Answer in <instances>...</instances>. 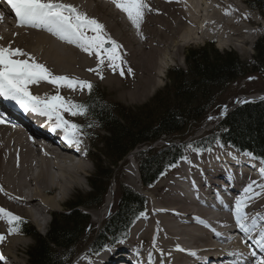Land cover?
Masks as SVG:
<instances>
[{"label":"bare ground","instance_id":"obj_1","mask_svg":"<svg viewBox=\"0 0 264 264\" xmlns=\"http://www.w3.org/2000/svg\"><path fill=\"white\" fill-rule=\"evenodd\" d=\"M58 2L71 4L79 12L104 24L108 35L121 46L117 51L127 62L124 76L120 75L119 69L113 71L107 59L104 65H99L100 57L94 52H85L79 46L61 40L46 28L18 26L17 18L6 0H0V13H3V19L0 20V37L3 39H0V45L22 49L36 62L45 65L53 76L92 82L102 74L103 83L129 102L142 101L157 87L160 73L170 64L164 60V56L177 61L174 55L197 38H226L234 44V37L249 32L248 24L252 20L251 14L242 8L238 0H144L150 10L145 9L140 29H137L112 0ZM225 17L229 20H225ZM250 32L254 34L252 30ZM246 41L243 39V43ZM101 55L106 56L103 52ZM128 67H131V73L127 72ZM29 90L42 98H50L54 91L67 98L80 96L83 91L79 87L74 90L67 86H55L47 80L29 85ZM31 114L51 131V122L47 117ZM62 115L64 119L75 122L74 117L67 112ZM51 134L54 137L56 134L64 135L60 130ZM82 139L79 151L75 145L68 144L69 151L78 157L76 162L68 157L57 156L67 164L65 166L60 161L49 159L48 155H54L52 152L40 155L33 146L29 147L15 134L8 135L5 128H0V208L13 214L35 217V222L37 218L59 210L69 194L83 187L84 178L90 170L87 161L93 157L90 146L94 141ZM220 153L214 151L189 157L184 168L163 179L149 195L146 213L135 224L130 241L123 248L136 257L137 264H200L202 260L210 264L207 259L215 260L216 253L229 256L223 247L227 244L234 251L230 256L249 258L247 262L236 264H254L256 259L263 256L260 252L255 256L250 255L253 243L258 242L264 232V177L247 171L245 165L238 171L225 170L222 163L227 165V162ZM128 177L131 182L135 180L134 175ZM249 185H252L254 192H245ZM114 195L115 187L110 190L103 211L112 205ZM214 199L220 205L213 212L211 207ZM237 200L247 203L242 211L247 214V224L256 222L254 235L252 231L246 233L241 230L237 223ZM5 218L7 216L0 214V235L4 236L7 245L0 264H22L19 250L20 245L27 242V237L23 232L10 230ZM226 229L248 238L243 242L237 235L226 239L220 233ZM192 252L196 255L193 256ZM79 261L85 262L86 259L81 257ZM114 262L111 259V263Z\"/></svg>","mask_w":264,"mask_h":264},{"label":"trees","instance_id":"obj_2","mask_svg":"<svg viewBox=\"0 0 264 264\" xmlns=\"http://www.w3.org/2000/svg\"><path fill=\"white\" fill-rule=\"evenodd\" d=\"M253 2L264 16V0ZM185 58L186 69L170 70L168 85L149 104L136 109L112 108L96 95L84 103L90 106L89 112L107 132L101 142L100 155L96 157V173L90 178L92 191L76 195V200L68 203L70 212L55 214L45 237L33 227L29 228L36 243L28 250V264H62L87 223L88 215L80 207L102 201L114 167L137 146L161 137L172 141L188 135L233 82L254 74L264 79V36L257 40L251 60H242L234 51L220 52L213 44L190 48ZM216 139L251 150L264 161V100L237 107L199 142L209 145ZM179 149L169 146L160 152L142 154L140 169L144 181L156 178ZM142 205V197L130 189H122L120 209L108 227L122 226ZM58 248L63 249L65 256H60Z\"/></svg>","mask_w":264,"mask_h":264},{"label":"snow or ice","instance_id":"obj_3","mask_svg":"<svg viewBox=\"0 0 264 264\" xmlns=\"http://www.w3.org/2000/svg\"><path fill=\"white\" fill-rule=\"evenodd\" d=\"M11 10L17 18L18 26L46 28L47 31L58 36L61 40L75 44L85 52L92 54L93 52L100 57L99 65H104L105 60L109 61V67L113 71L119 69L121 76L125 75L124 65L127 63L118 53L121 47L110 35L105 31L104 24L95 18H90L86 13H81L71 4L58 2V0H6ZM115 6L125 12L133 25L140 29L143 21L145 9L150 10L149 5L144 0H112ZM3 19V13H0V20ZM91 33V34H89ZM3 39V37H0ZM110 45V47H106ZM101 52L106 56H102ZM29 57L28 59H20L19 57ZM119 61V62H118ZM93 71V69H89ZM127 72L131 73V67L127 68ZM103 79V75L100 74ZM253 79V77H249ZM41 80H47L54 85L67 86L69 88L79 87L81 90L87 88L91 94L93 84L89 81H79L71 79L67 76H53L45 65L38 63L30 54L24 52L20 48H12L11 45L5 47L0 45V97L13 101L24 112H32L49 119L50 130L63 132L64 140L70 145H75L76 150H80L85 135H92L86 132L85 128H92L96 125H81L74 121L64 119L62 113L67 112L72 116H87L90 106L84 103H76L67 100L65 97L57 94L50 98L33 95L29 90V85L35 84ZM251 101H237V103H249ZM227 114V105L224 106L221 115ZM209 120L216 119L210 116ZM6 117L0 115V124L6 123ZM86 154V153H85ZM245 155H253L245 153ZM260 173L264 175V167L260 168ZM246 193L254 192L252 185L245 189ZM251 197H249L250 199ZM242 207H247L246 201L237 200L235 203L236 220L241 230L251 232L255 230L256 222L251 225L247 224V214L242 211ZM0 214L9 218V223L22 222V218L3 208H0ZM4 239L0 235V241ZM119 240L116 243H123ZM260 243L264 245V232L261 233ZM106 250L112 251L111 248L105 246ZM193 256L195 252L191 253ZM256 253L253 252V256ZM0 254V259H2ZM254 264H264V256H260L254 261Z\"/></svg>","mask_w":264,"mask_h":264},{"label":"rangeland","instance_id":"obj_4","mask_svg":"<svg viewBox=\"0 0 264 264\" xmlns=\"http://www.w3.org/2000/svg\"><path fill=\"white\" fill-rule=\"evenodd\" d=\"M238 1L240 2L242 8L245 11L247 10L248 13L251 14L252 20H251V23L248 24L249 25L248 28L250 29L249 32L243 33V35L240 37H234L233 38L234 44L227 41L226 38L204 39V40L197 38V40H193L192 42H190L189 44L184 46L182 48L181 52H177V54L175 53L176 55H174V56H175L177 61H175V62L172 61L169 58L170 56H168V57L164 56V60L169 61L170 64L164 70V72L162 71V73H160L161 75H160V77H158L157 87L154 88L151 93H149L150 94L149 96H146L145 98H143L142 101H139V102L126 101L125 99L120 98L116 92L112 91L111 88L107 87L104 83L99 84L100 92L105 96V99L109 102V104L113 105L114 108L125 107V108L136 109V108L141 107L145 104H149V103H151L152 98L158 92H160L164 87H166V85H168V83H169L168 72L171 69H174V68L186 69L187 63H186L185 57H186L187 50L190 48H200L201 46H204L207 44H213L220 52L234 51L240 56V58L242 60H250L253 57V55L255 54V45L257 43V40L264 36V16L260 10H258L257 8L254 7V2H253L254 0H238ZM225 18H226L225 20H229L227 17H225ZM251 30L253 31L254 34H252L250 32ZM255 34H256V36H255ZM254 36H255V39H253ZM196 37H198V36H196ZM243 39H245L247 41L243 43ZM220 43L224 44V45L222 46V45H220ZM251 77H253V79L248 78V79H246L240 83L234 84L231 87V89L226 94H224L222 96L220 104L214 108V111L216 113V114H213V115H215L214 117L222 119L221 112L223 111L224 106L227 105V110H228V108L231 107V105L234 103V101H236L237 98L242 96V95L252 96V95H259L258 93H264V79H262V77H260L259 75H253ZM84 89H83V91H84ZM241 93H245V94H241ZM84 96H85V93H83L82 97L74 100L73 102H76L77 100L82 99ZM64 97L67 98V96H64ZM75 97H77V96H75ZM75 97H69V98H75ZM241 99H243V98H241ZM250 100L253 101L254 99H250ZM212 120H217V119H212ZM210 124L211 123H208V125H207L208 127L206 126L207 129H209ZM203 125H202V127H203ZM87 129L90 131L89 128H87ZM91 131H95V133H97V136H102V135L104 136L106 134L105 132L98 131L96 128L91 129ZM201 132L202 131H200L198 133H201ZM204 133H206V132H204ZM99 141H100V139L97 140V144L95 141L96 147L94 144V148L92 149V151H93L92 156L93 157L90 158V161H87L89 164L90 170L87 172L88 175L86 174V177L84 178L83 187L80 189H75L71 194H69L68 198L61 203L59 210H55L52 213H47L45 217L43 216L44 218L43 217L37 218L38 219L37 222L34 221L35 217L31 218L28 215H19V214H15V215L22 216L23 218H25L27 220L29 219L31 221V225L33 226L35 231L38 234H40L41 236L45 237V235H47V233L49 231L51 221L53 220V216L55 214H62V213L70 212L69 209H71L70 208L71 205L68 206V203L71 201H75L76 195H85L88 192L92 191V188L90 187V183H91L90 178L95 175L96 170H97V168H96L97 164L94 163V159L96 156L99 157V155H100V152L98 153V151H97V149L98 150H99V148L101 149V146H99V143H100ZM162 145H165V141L160 140L155 145H153V147L159 148ZM215 149L217 150V153L221 152L218 149H224L225 151L229 150L226 147L222 148L221 145H219V144H218V146H217V144L215 145ZM212 152H214V151H212ZM137 153H138V150L133 151V154L129 155L130 157L127 156L128 157L127 164H125L124 166H121L122 162H119L113 169L114 177L111 180V187H110L111 190H112V188L115 187V195L113 198V202H114L113 210L116 206V201H117L119 193L121 191V186H123V185L128 186V187L132 188L134 191L142 194L145 197V205H146L145 207L148 208V201L150 199L149 195L152 194V192L155 190L156 186L163 180L162 179L150 192H147L146 188L143 187V183L141 181L140 173L138 172L139 171L138 169H136V172L138 173V176H139L138 179L135 176L137 173H135V168L133 165H136V167H138ZM187 153H188V151H186V156H187ZM91 159H92V161H91ZM129 170H130V172H129ZM129 175H134L135 180H133L131 182L130 177H128ZM141 185H142V188H141ZM98 208H99V206H95L94 209L93 208L89 209L88 214L90 216L89 217L90 221L87 222L83 226V229L80 233V240L78 239L79 242H81V240L84 241L86 239H89V237L91 236V233H92L91 232L92 228L96 227V225H98L102 221H105V215L103 216L102 214H100V211H102V209L97 211ZM84 209H85V207H84ZM32 220H33V222H32ZM7 225H9L8 220H7ZM86 226H87V230L85 231ZM10 230H14V229H10ZM1 232H2V227L0 225V233ZM26 237H27L26 238L27 242H25L23 245H20V250H19V256L21 258L22 264H28V262H29V257H28L29 251L28 250L36 243L34 238L28 237V236H26ZM84 237H85V239H84ZM3 240H2V243H0V244L4 245L3 247L6 249V247H7V245L5 243L6 241L5 240L3 241ZM78 240L76 241L75 245L79 244ZM59 250L60 249L58 248L57 252L60 254V256L61 257L65 256V253H63L64 252L63 249L60 250V252H59ZM63 263H64V259H62V264Z\"/></svg>","mask_w":264,"mask_h":264}]
</instances>
